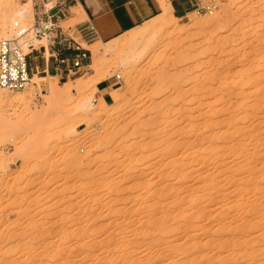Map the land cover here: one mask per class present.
Here are the masks:
<instances>
[{
    "label": "rangeland",
    "instance_id": "1",
    "mask_svg": "<svg viewBox=\"0 0 264 264\" xmlns=\"http://www.w3.org/2000/svg\"><path fill=\"white\" fill-rule=\"evenodd\" d=\"M25 1L0 5V23ZM203 5L212 10L119 38L116 56L112 41L83 45L89 66L66 83L0 88L33 94L29 110L43 111L20 106L9 124L0 104V264H127L132 250L136 264H264V0ZM22 21L34 25L35 11ZM117 75V97L101 107L95 89ZM168 212L166 233L140 241L141 224ZM86 244L97 249L87 258Z\"/></svg>",
    "mask_w": 264,
    "mask_h": 264
},
{
    "label": "crops",
    "instance_id": "2",
    "mask_svg": "<svg viewBox=\"0 0 264 264\" xmlns=\"http://www.w3.org/2000/svg\"><path fill=\"white\" fill-rule=\"evenodd\" d=\"M165 1L170 3L174 14L180 19L194 12L191 0ZM45 5L49 8L57 5L50 12L55 24V32L51 34L54 39L35 47L28 61L33 78L45 81L50 78L62 84L74 73L60 66L58 59L76 54L66 49V38H73L87 47L100 41L108 43L163 13L161 0H33L35 15L43 12ZM43 20L48 19L44 16ZM116 83L115 79L100 81L97 96L108 103Z\"/></svg>",
    "mask_w": 264,
    "mask_h": 264
},
{
    "label": "bare ground",
    "instance_id": "3",
    "mask_svg": "<svg viewBox=\"0 0 264 264\" xmlns=\"http://www.w3.org/2000/svg\"><path fill=\"white\" fill-rule=\"evenodd\" d=\"M12 1V0H11ZM161 2H162V7H163V13L160 15V16H158L157 18H155V19H153V20H151V21H149V22H147V23H145L144 25H142V26H139V27H137V28H135V29H133L132 31H130V32H128V33H134V35H132V36H139L140 38H147L148 36H150V34H151V32L153 31V29H154V25L155 24H152V22L153 21H155V20H157V19H159V21L162 23V24H171V23H173V22H176V20H179V18L174 14V11H173V9H172V7H171V5H170V3H167L165 0H161ZM9 3V0H0V5L1 6H6L7 4ZM6 9V8H5ZM34 10V7H33V0H26L24 3H22L21 4V6L19 7V8H17L14 12H13V14L11 15L9 12H7L6 11V14H5V12H2V22L0 23V27H1V30H2V32H3V34L4 35H6V29L8 30V28L9 27H11V29H12V26H13V28H14V26L16 25V24H22L23 23V21L22 20H24L25 21V19H31L32 18V11ZM3 14H5L4 16H3ZM34 15V14H33ZM33 20V19H32ZM194 20V19H193ZM12 24V25H11ZM186 24V26H188V23H185ZM191 24V23H190ZM189 24V25H190ZM11 25V26H10ZM179 27V26H178ZM140 28H142V30L140 31ZM177 28V27H176ZM184 28V27H183ZM10 29V30H11ZM13 30V29H12ZM140 31L138 34H137V32L136 31ZM182 30V29H181ZM2 32H1V35H2ZM128 33H126V34H128ZM126 34H124V35H122L121 37H123V36H125ZM121 37H119V38H121ZM137 37H132V39L133 38H137ZM119 38H117L116 40H118ZM116 40H113L112 42H111V44L110 45H108L107 47H106V51L108 52V53H110V54H112V56H116L117 55V53L120 51V49L122 48V44L120 43V42H117ZM130 40H131V38H130ZM137 40V39H136ZM133 41V40H132ZM135 41V40H134ZM99 43H103V42H99ZM99 43H96V44H99ZM107 44V43H106ZM85 45V44H84ZM94 45L95 44H93V45H91L92 47H94ZM90 46V47H91ZM93 49H95V48H93ZM92 49V50H93ZM106 51H104V52H106ZM93 52H95V54L97 53V52H99V49L97 48L96 49V51L94 50ZM106 52V53H107ZM94 54V55H95ZM109 55V54H108ZM52 92H50L51 93V100L49 101V103L51 104L52 103V99L53 98H55L57 95H58V90H57V86L56 85H53L52 86ZM96 91L98 90V88H96L95 89ZM30 93V92H29ZM109 93V92H108ZM106 94V93H105ZM33 95V94H32ZM32 95H24V94H22V95H17V96H14V97H9L8 95H5V93L4 92H2V91H0V104H3L4 106H6L7 108H8V110L6 111L7 113H9V111L10 112H12L11 114H8L6 117H5V120L9 123V124H14L15 122H17V121H20V118H21V114H17V112H16V109L18 108V107H20V106H22L23 108H26V109H28V111H25V112H23L24 114H25V116H28V117H31V118H37L38 116H40L42 113H43V111L42 110H39V109H36L35 108V110L34 111H31V109L29 110V108H30V106H31V103L33 102V100H34V98H35V96L33 97ZM104 95V94H103ZM102 95V96H103ZM111 96H112V99H115L116 97H117V89L115 88L112 92H111ZM101 100H102V98H100ZM90 103L87 101L86 102V105H89ZM101 104V105H100ZM96 103V101L95 100H93V101H91V104H90V106H92L94 109H96V110H100L99 109V105L102 107V105L104 104L105 106L107 105L106 104V102H104V100L101 102V103ZM103 105V106H104ZM33 109V108H32ZM14 111V112H13ZM91 119L89 118L88 120H87V125H89V124H91ZM178 146V145H177ZM174 147H176L175 145H174ZM103 178V177H102ZM102 178H100V179H102ZM104 178H106V177H104ZM97 179V178H96ZM100 179H99V182H101L100 181ZM104 181V180H103ZM105 181H107V180H105ZM104 181V182H105ZM98 182V183H99ZM111 183H112V181H110ZM93 183V182H92ZM101 183H103V182H101ZM103 185H105V184H103ZM106 185H107V183H106ZM94 187V186H93ZM96 187H97V185H96ZM105 187V186H104ZM109 187V186H108ZM92 188V187H91ZM95 188V187H94ZM107 188V187H106ZM102 189V188H101ZM92 190V189H91ZM100 190V189H99ZM104 190V189H103ZM94 191V190H93ZM140 191H142V190H140ZM139 191V189L137 190V192H140ZM94 192H96V188H95V191ZM138 195V194H137ZM140 195V194H139ZM138 195V196H139ZM161 195V194H160ZM158 197H160V196H158ZM178 201V200H177ZM124 202V201H123ZM179 202V201H178ZM118 203H119V201H118ZM189 203V202H188ZM125 204V203H124ZM177 204V203H176ZM172 205V207H174V205L173 204H171ZM178 205H180V203H178ZM168 206H170V204L168 205ZM175 207H176V205H175ZM180 207V206H179ZM176 209V208H175ZM152 210H154V209H152ZM157 210H159V209H157ZM183 210V209H182ZM186 210V209H185ZM253 211H257L258 213L260 212V209L258 210V208H255V209H253ZM153 212V211H152ZM161 212H163V211H161ZM183 212V211H182ZM165 213V212H164ZM150 214H151V212H150ZM155 214V213H154ZM159 214V213H158ZM162 214V213H161ZM166 215L168 216V217H166ZM151 216V215H150ZM154 216V215H153ZM165 217V218H164ZM164 217H162L161 216V218H163V219H159V218H157L156 219V217H155V221L153 222L151 219H149V221L151 222H153V224L152 225H154L155 227H152V225H150L149 226V224H151L150 222H149V224H143L142 222V224H141V226H142V228L140 227V231L142 230V232H141V234H140V232H138L139 233V239H140V241H142V242H146L148 239H149V242H150V240L152 239V238H150L151 236H150V234L152 233V231H153V228H156V232H159V231H161V233H164L169 227H167V226H171V220H169V218H171L172 217V215L170 214L169 215V212L167 213V214H164ZM175 218V217H174ZM174 218H173V220H174ZM191 219L192 218H186L185 219V223L187 222H190L191 221ZM153 220H154V218H153ZM140 222V221H139ZM145 222H147V221H145ZM169 222H170V224H169ZM80 223V222H79ZM78 223V224H79ZM122 223V222H121ZM120 223V224H121ZM148 223V222H147ZM181 223V222H180ZM186 223V224H187ZM75 224V223H74ZM77 224V223H76ZM73 225V226H76V228H78L79 226H78V224L77 225ZM182 224V223H181ZM184 224V223H183ZM251 224V223H250ZM63 225H67V224H63ZM80 225V224H79ZM89 225V224H88ZM92 226H93V224H91ZM95 225V224H94ZM59 226H60V224H59ZM69 226V225H68ZM72 226V227H73ZM78 226V227H77ZM85 226V224L83 225V227ZM87 226V225H86ZM90 226V225H89ZM65 227V226H64ZM61 228V227H60ZM68 228V227H67ZM80 228V227H79ZM85 228V227H84ZM90 228H92L91 226H90ZM127 228H128V226H127ZM127 228H124V232H123V236L122 237H124V239H125V242H126V240L128 241V239H129V234H130V230H128L127 231ZM62 229V228H61ZM60 229V230H61ZM107 229H109V227L107 228ZM74 230H75V228H74ZM78 230V229H77ZM85 230H87V229H85ZM90 230V229H89ZM106 230V229H105ZM64 231V230H63ZM88 231V230H87ZM87 231L86 232H83L84 234L86 233L87 234ZM103 231V230H102ZM139 231V230H138ZM154 231V232H155ZM164 231V232H163ZM93 232V231H92ZM134 232V231H133ZM137 232V231H136ZM136 232H134V233H136ZM66 233V232H65ZM71 233V232H70ZM76 233H78V231L77 232H75L74 234H76ZM91 233V232H90ZM89 233V234H90ZM100 234H101V232H99ZM106 233V232H105ZM166 233V232H165ZM164 233V234H165ZM107 234V233H106ZM93 235H94V233H93ZM97 235H98V233H97ZM111 235V234H110ZM109 235V236H110ZM122 235V234H121ZM84 236V235H83ZM86 236H88V235H86ZM90 236H91V234H90ZM89 236V240H90V237ZM104 236V235H103ZM153 236V235H152ZM68 237V236H67ZM66 237V238H67ZM72 237V236H71ZM77 237V236H76ZM94 237V236H93ZM92 237V238H93ZM98 237L99 236H97V239H98ZM112 237H113V235H112ZM80 238H83V237H80ZM91 238V239H92ZM95 238V237H94ZM109 239H110V237H108ZM114 238V237H113ZM113 238H111L112 240H113ZM116 238V237H115ZM164 238V237H163ZM86 239V238H85ZM84 239V240H85ZM108 239V240H109ZM124 239H122V241H121V239H120V241L121 242H123L124 241ZM153 239L155 240V237H153ZM152 239V240H153ZM158 239H160V237L158 238ZM73 240V239H72ZM80 240V239H79ZM82 240V239H81ZM106 240V239H105ZM107 240V243H106V241L105 242H103V243H101L102 245H106L109 249H112L111 248V246H112V244L114 243H112V242H110L109 243V241ZM130 240V239H129ZM151 240V241H152ZM77 241H78V237H77ZM114 241H115V239H114ZM131 241V240H130ZM130 241H128V242H130ZM159 242H162V240H158ZM157 240L155 241V244H156V242H158ZM164 241V240H163ZM93 242V241H92ZM98 242V241H97ZM116 242V241H115ZM148 242V241H147ZM158 242V243H159ZM94 243V242H93ZM157 243V244H158ZM117 244V243H116ZM124 244V243H123ZM125 244H127V243H125ZM147 244V243H146ZM150 244H151V242H150ZM154 244V243H153ZM60 245V244H59ZM89 245V246H88ZM86 244V246H88V247H85V249H83L82 248V250H83V252L81 253V255H83L84 256V254H86L87 252V255L85 256L86 258L87 257H89V253H90V251H93L92 249H94V247L96 246H94L93 244ZM101 245V246H102ZM130 245H132L131 243H130ZM144 245V244H143ZM159 245H160V243H159ZM55 246H57V244L55 245ZM83 246V245H82ZM146 246V245H145ZM144 246V247H145ZM81 247V246H80ZM133 247V246H132ZM150 247H151V245H150ZM153 247V246H152ZM181 247H183V246H181ZM101 248V247H100ZM118 248V247H117ZM120 248H121V246H120ZM125 248H127L126 246H125ZM134 248V247H133ZM58 249V248H57ZM95 249H96V247H95ZM94 249V250H95ZM150 249H152V248H150ZM80 250V249H79ZM97 250V249H96ZM103 250H104V248H103ZM106 250H107V248H106ZM115 250V249H114ZM113 250V251H114ZM122 250V249H121ZM129 250V249H128ZM108 251V250H107ZM116 251H117V249H116ZM116 251H114V252H116ZM118 251H120V250H118ZM124 251V250H123ZM133 252H135V250H132ZM77 252H80V251H77ZM133 252H131L130 254H128V255H132V257H134V256H136V254L134 255L133 254ZM136 252H138V251H136ZM55 253V252H54ZM120 253V252H119ZM172 253V252H171ZM174 253V252H173ZM77 254V253H76ZM89 254V255H88ZM92 254H94V252H92ZM153 254V253H152ZM175 254V253H174ZM51 255V254H50ZM54 255V254H53ZM52 255V256H53ZM114 255V254H113ZM77 256H79V254L77 255ZM92 256V255H91ZM90 256V257H91ZM94 256V255H93ZM96 256V255H95ZM98 257V256H97ZM127 257H129V256H127ZM132 257H130L131 258V260L130 259H128L127 261H128V263L127 264H136V262H137V260L138 259H136V261H133L132 259ZM171 257H172V255H171ZM125 258V257H124ZM140 258H142V257H140ZM146 258V257H145ZM151 258V257H150ZM90 259V258H89ZM143 259V258H142ZM51 260V259H50ZM193 260V259H192ZM143 262H145L144 260H142ZM142 261H141V263H142ZM175 261V260H174ZM173 261V262H174ZM178 261V260H177ZM147 262H148V260H147ZM184 262H186L185 260H184ZM197 263V261L195 260V261H192L190 264H194V263ZM183 263V262H182ZM188 263V261L186 262V264ZM137 264H139V263H137ZM145 264V263H144ZM148 264V263H147ZM171 264H175V263H171ZM180 264V263H179ZM185 264V263H184ZM189 264V263H188Z\"/></svg>",
    "mask_w": 264,
    "mask_h": 264
},
{
    "label": "built area",
    "instance_id": "4",
    "mask_svg": "<svg viewBox=\"0 0 264 264\" xmlns=\"http://www.w3.org/2000/svg\"><path fill=\"white\" fill-rule=\"evenodd\" d=\"M194 11L198 14L212 10V7L204 6L203 0H191ZM57 5L47 7L44 11L35 15V23L32 26L16 24L13 34L0 41V88L10 92L22 91L30 86L33 80L32 70L28 57L35 48V41L53 40L52 33L55 32V24L51 20L50 12ZM47 17V21L43 17ZM37 18V20H36ZM66 49L75 51L74 56H65L58 59L60 66L74 74L89 66L91 51L78 43L73 38L65 39ZM28 50V51H27ZM115 80L119 83L121 76L117 75Z\"/></svg>",
    "mask_w": 264,
    "mask_h": 264
}]
</instances>
